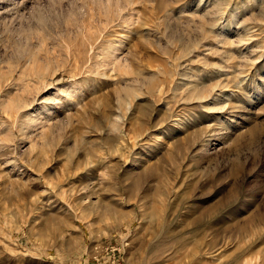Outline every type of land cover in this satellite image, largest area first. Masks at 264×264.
Returning <instances> with one entry per match:
<instances>
[{
  "label": "rangeland",
  "instance_id": "rangeland-1",
  "mask_svg": "<svg viewBox=\"0 0 264 264\" xmlns=\"http://www.w3.org/2000/svg\"><path fill=\"white\" fill-rule=\"evenodd\" d=\"M0 264H264V0H0Z\"/></svg>",
  "mask_w": 264,
  "mask_h": 264
},
{
  "label": "bare ground",
  "instance_id": "bare-ground-1",
  "mask_svg": "<svg viewBox=\"0 0 264 264\" xmlns=\"http://www.w3.org/2000/svg\"><path fill=\"white\" fill-rule=\"evenodd\" d=\"M161 192V191H160Z\"/></svg>",
  "mask_w": 264,
  "mask_h": 264
}]
</instances>
